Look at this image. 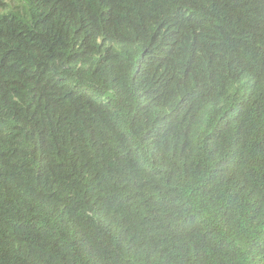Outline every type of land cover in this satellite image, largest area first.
<instances>
[{
    "label": "trees",
    "instance_id": "1",
    "mask_svg": "<svg viewBox=\"0 0 264 264\" xmlns=\"http://www.w3.org/2000/svg\"><path fill=\"white\" fill-rule=\"evenodd\" d=\"M0 9V264H264V0Z\"/></svg>",
    "mask_w": 264,
    "mask_h": 264
},
{
    "label": "rangeland",
    "instance_id": "2",
    "mask_svg": "<svg viewBox=\"0 0 264 264\" xmlns=\"http://www.w3.org/2000/svg\"><path fill=\"white\" fill-rule=\"evenodd\" d=\"M1 1L9 2V1H11V0H0V9H1V7L4 6V5L1 3ZM3 8H5V7H3Z\"/></svg>",
    "mask_w": 264,
    "mask_h": 264
}]
</instances>
